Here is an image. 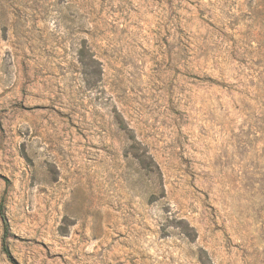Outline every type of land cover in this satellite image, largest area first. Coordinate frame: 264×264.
<instances>
[{
  "label": "rangeland",
  "instance_id": "rangeland-1",
  "mask_svg": "<svg viewBox=\"0 0 264 264\" xmlns=\"http://www.w3.org/2000/svg\"><path fill=\"white\" fill-rule=\"evenodd\" d=\"M0 206V264H264V0H0Z\"/></svg>",
  "mask_w": 264,
  "mask_h": 264
},
{
  "label": "trees",
  "instance_id": "trees-1",
  "mask_svg": "<svg viewBox=\"0 0 264 264\" xmlns=\"http://www.w3.org/2000/svg\"><path fill=\"white\" fill-rule=\"evenodd\" d=\"M122 124H123V122H122ZM131 140H134V139L131 137ZM134 143H136V142H134ZM135 158L144 170H150L153 167L152 165H154L152 160H150L148 162V159H150V157L147 156V153L145 151L142 154H139V151H137L135 154ZM0 210H1V218H2L3 223H4V232L7 235L8 224H7V219H6V215H5V209L3 208V206H0ZM2 249H3L4 254L8 257L9 261L14 263V264H17L15 262L13 255L11 254V251L8 247L7 239L5 236H4L3 243H2Z\"/></svg>",
  "mask_w": 264,
  "mask_h": 264
}]
</instances>
